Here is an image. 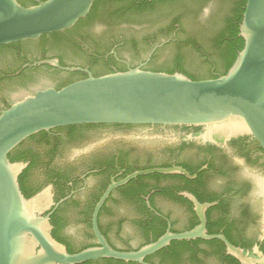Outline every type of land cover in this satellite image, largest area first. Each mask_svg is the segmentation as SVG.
Returning <instances> with one entry per match:
<instances>
[{"label": "flooded vegetation", "instance_id": "1", "mask_svg": "<svg viewBox=\"0 0 264 264\" xmlns=\"http://www.w3.org/2000/svg\"><path fill=\"white\" fill-rule=\"evenodd\" d=\"M165 8L157 9L166 12ZM201 11L200 20L210 18L217 11V0H205ZM170 20L150 16L140 23H107L98 17L81 32L87 37L81 44L83 52L63 53L65 67L81 68L94 76L91 60H108L112 56L114 63L110 67L114 72L120 65L126 70L152 71L153 67L149 66L152 60L162 64L179 47L176 44L182 27L180 24L171 27ZM131 45L136 46L135 61L125 57L126 52L135 56ZM43 57L45 54L40 56ZM47 57L60 61L56 54ZM23 61L24 65L16 71L12 62L2 68L8 80L1 86L4 95L34 85L21 88L9 81L31 63L30 59ZM220 75L213 66L209 76ZM14 103L15 100L6 97L0 104V113ZM206 134L203 126H64L27 138L12 151L20 157L13 163L26 165L19 179L22 177L28 198L50 193L51 206L43 214L50 216L53 231L58 230L64 245H72L76 253L98 245L93 214L112 184L140 171L182 168L192 178L176 173H153L111 190L98 214L99 230L108 243L116 250L134 252L155 243L156 231L164 230L162 236L168 229L175 234L192 231L200 225V219L188 197L191 195L201 205H212L205 211L207 235L223 236L233 246L254 255L258 248L264 255V150L246 134L230 138L216 134L212 139L205 137ZM144 262L242 264L228 254L220 239L202 238L172 241L147 256ZM84 264L141 263L100 259Z\"/></svg>", "mask_w": 264, "mask_h": 264}, {"label": "water", "instance_id": "2", "mask_svg": "<svg viewBox=\"0 0 264 264\" xmlns=\"http://www.w3.org/2000/svg\"><path fill=\"white\" fill-rule=\"evenodd\" d=\"M94 2L46 0L26 7L17 0H0V46L69 30L88 16ZM239 33L244 47L228 73L217 79L195 81L182 73L142 68L94 77L87 70L62 66L58 59L26 64L24 68L47 65L62 72L83 71L88 77L60 90L54 88L51 78H43L42 85L0 93V104L6 97L15 100L0 113V264H84L100 259L146 264L147 256L172 241L199 238L220 239L228 254L242 264H264L258 248L255 256L223 236L207 235L205 211L212 205H201L191 195L188 197L200 219L192 231L175 234L168 229L155 243L134 252L116 250L108 243L99 230L98 214L111 190L153 173L192 178L182 168L140 171L112 184L93 214L98 245L69 253L53 237L50 216L43 214L51 206L50 193L26 198L19 183L26 165L9 159V154L32 135L83 124L203 126L207 138L246 134L264 150V0H246ZM125 57L135 59L128 52Z\"/></svg>", "mask_w": 264, "mask_h": 264}, {"label": "trees", "instance_id": "3", "mask_svg": "<svg viewBox=\"0 0 264 264\" xmlns=\"http://www.w3.org/2000/svg\"><path fill=\"white\" fill-rule=\"evenodd\" d=\"M18 2L26 7L36 5L31 0H19ZM245 4L246 0H217V11L214 15L208 19L200 20L205 0H152V2L149 0H95L88 16L69 30L44 35L34 41L0 46V93H2L1 86L8 81L2 68L9 62H12L16 71L24 65L23 60L30 59L29 62L33 63L53 58L47 57L48 54H56L59 56L61 65L67 66L63 53L67 51L74 54L83 52L81 44L87 41V37H84L81 32L83 28L94 24L98 17L107 23L117 21L140 23L150 16L171 19L169 21L171 27L175 24H180L182 27L178 38L180 41L176 44L179 47L173 50L172 54L168 55V60L162 64L152 60L149 63V66L153 67L151 70L168 74L180 72L195 81L217 79L218 77L209 76L211 68L216 66V72H220V76L226 75L233 66L238 52L244 47V40L239 33V25L242 21ZM159 7L169 8L163 9L166 12H162L157 9ZM185 26H187L186 29H184ZM181 35L185 37L182 38ZM130 47L134 54L137 53L135 45ZM165 49L167 50V47L163 50ZM42 54H45V57L40 58ZM195 55H198V58ZM136 57L135 54L134 61L137 59ZM93 60L91 62L95 67L93 69L94 77L114 73L110 67L114 63L112 56L108 60L95 58ZM125 71L128 70L124 66H118L117 72ZM87 77V74L62 72L46 65L27 68L19 76L13 77L9 81L16 82L18 87L27 88L30 83L42 85L43 78H51L54 81V88L60 90ZM44 88L42 87V89ZM9 159L11 162H16L20 160V157L14 151L9 154ZM19 182L23 194L28 198L22 187V177ZM164 232V230L156 231L154 241L158 240ZM52 234L57 241L65 244V241L58 235V230L53 231ZM67 247L69 253H76L72 250V245L69 244Z\"/></svg>", "mask_w": 264, "mask_h": 264}, {"label": "bare ground", "instance_id": "4", "mask_svg": "<svg viewBox=\"0 0 264 264\" xmlns=\"http://www.w3.org/2000/svg\"><path fill=\"white\" fill-rule=\"evenodd\" d=\"M238 129V128H237Z\"/></svg>", "mask_w": 264, "mask_h": 264}]
</instances>
